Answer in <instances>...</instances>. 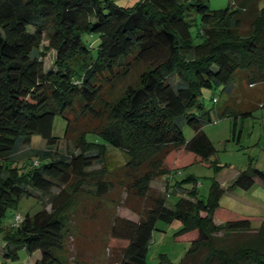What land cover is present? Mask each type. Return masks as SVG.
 <instances>
[{"label": "trees", "instance_id": "obj_1", "mask_svg": "<svg viewBox=\"0 0 264 264\" xmlns=\"http://www.w3.org/2000/svg\"><path fill=\"white\" fill-rule=\"evenodd\" d=\"M259 1L231 0L227 8L210 11L205 0H140L131 8L111 0H0V264L15 263L19 250L28 258L18 264H87L66 250L69 209L83 184L99 196L118 186L124 201L137 200L136 221L111 219L105 247L116 264H145L156 222L172 220L181 223L174 238L190 240L177 264H189L201 251L198 264H264V216L257 228L247 219L216 225L213 213L224 192L218 183L212 181L202 200L194 177L175 179L195 164L216 174L224 168L210 159L215 147L194 112L201 108V90L221 86L243 95L244 82L264 90ZM192 14L201 24L197 44L189 32ZM49 50L54 69L44 72ZM75 103L80 116L97 124L57 151L54 118H64L67 140V113ZM220 115L231 116L226 108ZM182 124L193 131L188 140ZM33 135L43 148L29 147L19 158ZM109 148L121 153V164ZM166 175L162 192L150 187ZM255 178L264 184V171H239L227 189L248 190ZM54 187L59 191L50 194ZM171 187L182 190L172 209L163 195ZM35 193L50 194V211L40 202L42 208L18 225H4L8 209Z\"/></svg>", "mask_w": 264, "mask_h": 264}, {"label": "rangeland", "instance_id": "obj_2", "mask_svg": "<svg viewBox=\"0 0 264 264\" xmlns=\"http://www.w3.org/2000/svg\"><path fill=\"white\" fill-rule=\"evenodd\" d=\"M115 6L121 8H131L140 0H111ZM231 0H205V5L210 11L225 9L230 5ZM259 7L264 8V0L259 1ZM189 32L192 36L194 44L200 42L197 33L201 27L200 20L196 15H191ZM246 30L244 28L243 32ZM83 41L87 43L88 37L83 36ZM97 43H98V39ZM46 43L43 42L42 46ZM97 45V44H96ZM93 53L95 51L93 50ZM55 53L49 50L43 58V70L47 72L54 69ZM139 70L134 71L133 76L126 81L132 82ZM237 78L234 84H237ZM125 83V84H126ZM244 93L239 94L237 89L229 92L223 87L212 89H202L199 97L200 109L194 112L203 119L202 128L208 134L214 147L215 154L210 158L218 165L223 166L219 174H216L213 168H207L198 164L192 165L180 172L175 177L181 180L187 176H192L196 180L198 197L206 200L209 189L213 180L219 182L224 187V192L218 201L224 209L231 213H243L251 216L253 228L258 227L257 219L264 214V185L256 179L255 183L248 190L238 188L227 189L229 182L233 176L247 168H256L264 171V108L260 104H264V90L256 87L247 88L243 83ZM123 85L118 87L121 89ZM245 94V95H244ZM247 97V98H246ZM216 99V102H213ZM241 101V105L237 103ZM226 108L230 111L231 116L221 117L220 111ZM79 106L75 103L74 110L67 113L72 120L71 132L68 133L67 140L62 139L66 122L63 117L56 115L54 118L52 134L60 140L56 144V150L64 152L68 142H73L79 136V133L85 129H92L96 126V122L91 117L80 116ZM247 113V114H246ZM235 123V131H233ZM183 136L186 140L191 138L193 131L185 124L181 126ZM89 141L97 142L96 136L88 135ZM68 141V142H67ZM44 142L36 135L31 137L29 145L20 148L19 158L27 156V150L32 148H43ZM108 153L112 158L121 164L123 157L117 150L108 149ZM99 166L95 165L88 170H96ZM168 176L153 181L150 187L158 192L164 189L163 181ZM110 179H112L110 177ZM163 180V181H162ZM174 180V179H173ZM190 185H184V189L190 188ZM82 192H79L75 198V202L71 205L72 218L66 223L68 231L66 239V250L71 258L85 261L87 264H116L115 258L112 257L111 251L105 247V240L109 231L112 216L130 219L136 221L138 216L133 211L136 207L137 200L128 199L124 201V193L118 186L108 190L103 196L96 194L92 185L83 184ZM59 191L58 187L51 189L50 194ZM50 194L40 196L35 193L34 196L22 197L16 203L15 207H11L6 212L2 222L4 225L13 223L16 214L23 217L26 213L34 214L42 208L40 202L44 205L48 204ZM165 205L172 209L177 200L182 195V190L178 187L168 188L164 193ZM140 210V207H137ZM46 210L50 211L49 205ZM181 228V223L176 220L170 222L157 221L155 229L152 231L151 243L146 252L145 264H159L160 262L177 264L184 257L190 247L189 239L174 238V233ZM38 254V253H37ZM205 254L201 251L195 255L189 264H198L200 258ZM28 255L23 251H18V259L15 263L26 262Z\"/></svg>", "mask_w": 264, "mask_h": 264}, {"label": "crops", "instance_id": "obj_3", "mask_svg": "<svg viewBox=\"0 0 264 264\" xmlns=\"http://www.w3.org/2000/svg\"><path fill=\"white\" fill-rule=\"evenodd\" d=\"M207 134V133H206ZM208 135V134H207ZM211 140V139H210ZM220 173V172H219ZM219 173H217V174H219ZM238 173L239 172H237L234 176H233V178L231 179V181L229 182V185L226 187V188H228L231 184H232V182L234 181V179L236 178V176L238 175ZM256 179H258V178H255L254 179V183H255V181H256ZM259 180V179H258ZM163 181V180H162ZM216 181V180H215ZM260 181V180H259ZM217 182V181H216ZM261 182V181H260ZM218 183V185L220 186V188H222V189H224V187L225 186H222V184H219V182H217ZM253 183V184H254ZM262 183V182H261ZM163 184L165 185V183H164V181H163ZM263 184V183H262ZM264 185V184H263ZM253 186V185H252ZM251 186V187H252ZM239 189V188H238ZM232 190H234V189H232ZM242 190V189H241ZM245 191V190H244ZM263 216H264V214H262V217H260V218H258L257 219V225H258V227L260 226V224H261V221H262V219H263ZM239 219H247L248 221H250V223H252V218H251V216H248V215H246V214H243V213H231L230 211H228V210H226V209H224L221 205H218V207L214 210V213H213V222H214V224H216V225H219V224H222V223H224V222H226V221H232V220H239ZM257 228V227H256Z\"/></svg>", "mask_w": 264, "mask_h": 264}, {"label": "built area", "instance_id": "obj_4", "mask_svg": "<svg viewBox=\"0 0 264 264\" xmlns=\"http://www.w3.org/2000/svg\"><path fill=\"white\" fill-rule=\"evenodd\" d=\"M213 102L215 103L216 102V99H213ZM20 222H21V216L20 215H16L14 217V224L15 225H18Z\"/></svg>", "mask_w": 264, "mask_h": 264}]
</instances>
